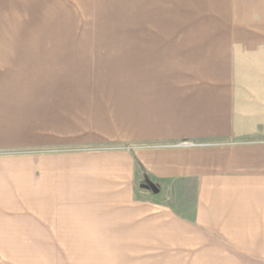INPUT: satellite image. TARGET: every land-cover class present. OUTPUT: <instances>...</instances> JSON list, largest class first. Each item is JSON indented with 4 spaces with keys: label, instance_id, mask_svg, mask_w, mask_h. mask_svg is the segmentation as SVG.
<instances>
[{
    "label": "crops",
    "instance_id": "1",
    "mask_svg": "<svg viewBox=\"0 0 264 264\" xmlns=\"http://www.w3.org/2000/svg\"><path fill=\"white\" fill-rule=\"evenodd\" d=\"M211 11L173 38L89 46L84 82L37 103L0 88V146L48 149L0 154V240L133 233L197 257L37 264H264V0Z\"/></svg>",
    "mask_w": 264,
    "mask_h": 264
},
{
    "label": "rangeland",
    "instance_id": "2",
    "mask_svg": "<svg viewBox=\"0 0 264 264\" xmlns=\"http://www.w3.org/2000/svg\"><path fill=\"white\" fill-rule=\"evenodd\" d=\"M220 1L0 0V72L10 76L0 77V88L13 90L15 100L27 99L29 95L21 94L30 90L27 94L33 95L29 104H33L38 98V88L79 87L84 82L81 78L85 77L89 46L115 45L137 38H173L184 23H197L199 12L211 13ZM6 130L7 126L3 128ZM46 149L6 145L0 146V154ZM143 188L158 189L149 179ZM125 235L132 238L0 240L3 249L0 251L7 252L0 254V264L197 262L193 251L185 256L167 254L164 240L135 239L133 233ZM77 248L83 252H77Z\"/></svg>",
    "mask_w": 264,
    "mask_h": 264
},
{
    "label": "trees",
    "instance_id": "3",
    "mask_svg": "<svg viewBox=\"0 0 264 264\" xmlns=\"http://www.w3.org/2000/svg\"><path fill=\"white\" fill-rule=\"evenodd\" d=\"M149 179L148 176L145 174L144 170L142 169V176H141V181L140 184L142 187L145 186V182L146 180ZM151 195H158L159 194V189L155 190V191H150Z\"/></svg>",
    "mask_w": 264,
    "mask_h": 264
}]
</instances>
